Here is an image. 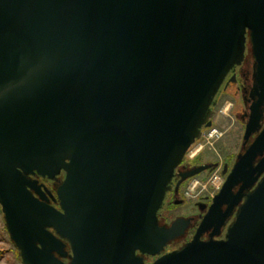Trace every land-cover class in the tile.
Masks as SVG:
<instances>
[{
  "label": "water",
  "instance_id": "95a60500",
  "mask_svg": "<svg viewBox=\"0 0 264 264\" xmlns=\"http://www.w3.org/2000/svg\"><path fill=\"white\" fill-rule=\"evenodd\" d=\"M248 32L245 139L260 131L192 239L162 254L191 223L160 222L175 171ZM263 106L264 0H0V207L22 263L264 264Z\"/></svg>",
  "mask_w": 264,
  "mask_h": 264
},
{
  "label": "flooded vegetation",
  "instance_id": "af4514ba",
  "mask_svg": "<svg viewBox=\"0 0 264 264\" xmlns=\"http://www.w3.org/2000/svg\"><path fill=\"white\" fill-rule=\"evenodd\" d=\"M256 71H257V58L253 50V43L250 38V33L248 32L244 59L241 64L237 65L234 68V70H232L228 74L222 86V89L220 93L218 94L217 103L214 106V110H215L216 106L218 105L220 101V98L222 97V95L226 93H230L236 99V101L237 99L239 100V102L241 103L242 110L238 116L239 117L238 121L244 125V133H243L241 145L234 154H226L224 155V159L222 160H220L219 158H215V159H208L207 161L206 160L202 161L201 157H198L196 160H191L188 158L189 156H185L181 164L177 167L175 171V176L173 178L172 187L167 192L165 203H164L163 208L160 211L159 218H160L161 224H166V225L171 224L178 217L191 218V223H190L189 228L186 231L185 236H182L172 241L165 248L162 254L165 252L177 249L181 245H183L184 243L192 239L193 235L196 232L198 225L200 224L209 206L212 204L213 197L216 194L215 193L212 196L209 194H203L201 196V199H199L198 201H196L194 204L190 206L191 213L186 214V215H176L174 217H171V212L173 211V209H175L174 208L175 205H186L185 204L186 198L184 196V188L190 179L198 175L197 174L194 176H187L188 172L197 166L207 164L209 165V167L206 168V170H204L203 172L205 171L209 172L212 169L219 168L222 171L221 173L224 176H226L231 171V169L234 167L235 163L238 160V156L246 151V149L251 145V143L254 141V139L258 135L260 130L253 131L250 134V136L247 139H245V131H246L247 123L250 119L252 105L256 101L255 100L256 98L252 96V91L256 83V79H255ZM263 109H264V106H263ZM261 123H262V126H264V118ZM209 128L210 127H203L202 136L198 140H201L204 137L203 134L205 130ZM198 140H196L195 142H197ZM262 157L263 155H258L254 160V165H256L262 159ZM225 170H226V173L224 174ZM59 177H60V180H62L64 178V173H62ZM37 178L39 179L40 183L44 184L46 188L54 194V196L57 195L56 190H57L58 185L60 184L59 180L54 181V180L44 178L42 176H37ZM241 185L242 183L237 185L234 188V192L237 193ZM251 190H252V187L246 188L244 192L248 193ZM49 203L52 204L57 209L61 210L58 200H54L53 198H50ZM237 208L238 207L234 208V214L231 215V217L227 220V225L222 228L221 234L217 236L218 239L225 237L227 227L234 219ZM208 236H209V233H205L202 236V239H206L208 238ZM66 248L67 250L70 251L69 244L67 245ZM158 256L159 255H156V256L145 255V258H146L145 264L151 263Z\"/></svg>",
  "mask_w": 264,
  "mask_h": 264
},
{
  "label": "rangeland",
  "instance_id": "374dc122",
  "mask_svg": "<svg viewBox=\"0 0 264 264\" xmlns=\"http://www.w3.org/2000/svg\"><path fill=\"white\" fill-rule=\"evenodd\" d=\"M242 110L241 103L230 94L226 93L222 95L218 105L212 113L211 120L212 125L209 129L205 130L203 138L198 140L190 147V152L186 155L191 160H196L198 157L202 158V161H207L208 159L219 158L224 159L226 154H234L240 147L242 142V137L244 133V125L241 124L239 119V114ZM216 132L214 135L210 136V133ZM221 173V169H212L209 172H202L196 177L190 179L184 191L188 190L191 186L193 179H199L206 182L207 179L213 173ZM211 189H203L199 185L194 193L195 197H186V205H175L173 211L171 212V217L176 215H186L191 213L190 206L196 201L201 199L203 194H210ZM0 222H3V213L0 207Z\"/></svg>",
  "mask_w": 264,
  "mask_h": 264
},
{
  "label": "crops",
  "instance_id": "0c3cea01",
  "mask_svg": "<svg viewBox=\"0 0 264 264\" xmlns=\"http://www.w3.org/2000/svg\"><path fill=\"white\" fill-rule=\"evenodd\" d=\"M0 264H23L19 251L10 239L4 217L0 222Z\"/></svg>",
  "mask_w": 264,
  "mask_h": 264
},
{
  "label": "built area",
  "instance_id": "2783aa9c",
  "mask_svg": "<svg viewBox=\"0 0 264 264\" xmlns=\"http://www.w3.org/2000/svg\"><path fill=\"white\" fill-rule=\"evenodd\" d=\"M215 133H216L215 131L213 133H210V136L214 135ZM189 152H190V148L188 150V153ZM224 181H225V176L222 173H215V172L204 183H202L203 181L199 179H193L189 189L184 191V195H186L187 198L195 197L193 192L199 185H201L204 190L207 188L211 189L209 195L212 196L221 189L222 185L224 184Z\"/></svg>",
  "mask_w": 264,
  "mask_h": 264
}]
</instances>
